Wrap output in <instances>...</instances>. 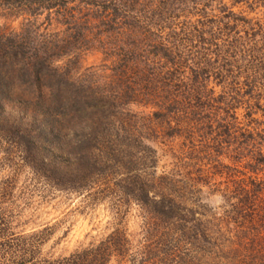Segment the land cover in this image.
Returning <instances> with one entry per match:
<instances>
[{"label": "rangeland", "instance_id": "obj_1", "mask_svg": "<svg viewBox=\"0 0 264 264\" xmlns=\"http://www.w3.org/2000/svg\"><path fill=\"white\" fill-rule=\"evenodd\" d=\"M176 1L0 0V39L27 30L64 46L75 54L55 66L74 94L92 95L80 113L88 142L57 153L95 162L74 185L31 165L17 128L0 119V244L27 264H254L264 188L245 223L230 210L255 178L248 165L264 157V0ZM229 10L243 21L233 26ZM234 39L243 45L230 48ZM170 54L181 71L166 76ZM18 110L4 103L0 117L27 134ZM68 121L61 136L71 142ZM250 132L258 145L240 156ZM244 234L253 251L235 253Z\"/></svg>", "mask_w": 264, "mask_h": 264}, {"label": "trees", "instance_id": "obj_2", "mask_svg": "<svg viewBox=\"0 0 264 264\" xmlns=\"http://www.w3.org/2000/svg\"><path fill=\"white\" fill-rule=\"evenodd\" d=\"M45 1L44 9L46 7V9L55 7V4H51V0ZM192 1H194V4H200V1L204 0ZM176 2L175 0L174 4ZM179 2L181 3L182 1ZM164 3H168V0H165ZM172 3L173 2H170V4ZM42 4L44 5V3ZM165 4L164 7L166 6ZM201 4H203V2ZM86 5H91V2H88ZM114 11L116 12L117 9ZM225 19H230V23H233V26H235V23L243 21V18L238 17L232 13L231 10L228 11ZM26 28L30 29L29 27ZM31 36L36 35H33L27 30H23L18 35L7 36L0 39V71L2 72H0V114H2L1 112L4 109V103L10 102L12 105L16 106L17 109H20L18 112L24 110L27 116L30 117V124H32L30 128H28V133L25 134V132H22L20 129L21 123L16 126L15 120L10 121L9 118L0 117V119L4 121L0 122L4 126L9 123L17 128V131H15V137L18 139V141H15V143L17 142L16 148L22 156V150L18 145H20V143L23 144L21 148L26 152L24 153V158H28L31 165L35 166L39 171L41 170L46 176L47 171L55 172L57 175L61 174L62 178L60 177L61 179L59 181H69L72 184L75 182L78 183V179L73 176L81 172L92 173L96 168L94 166L95 162L86 160H81L79 162V159H77V163L76 161L70 160V158L59 160L57 153H60V151L66 152L67 155L71 157L75 154L76 150H79L80 147L88 142V138H86V135L83 133L82 125L86 118L82 117L80 113L88 108V105L91 103L90 97L92 95L86 93L82 94L80 91L74 94V91L71 90L73 82L67 79L62 74L63 72H59V68L54 64L57 59L63 58L66 55H74L75 53H68V50H66L64 46L55 48L52 45H48L44 39L38 41ZM66 42H70V40ZM237 43L243 45L240 39H234L229 44L231 46L230 48L237 49ZM158 52L159 51H157V53ZM166 53L165 51H161L160 55L163 54L166 56ZM166 60L171 61L173 67L168 69L169 71L165 72L164 75L170 76L173 75V72L179 73L181 71L180 64L176 65V59L172 58L171 54L166 57ZM6 61L7 63H5ZM5 65H7L6 70L2 69ZM188 69L191 72L196 71L194 67H189ZM193 89L194 88H190L188 90L190 94H193ZM42 90L48 91L47 97L43 94ZM27 116H25V118ZM11 119H16L18 121L17 117ZM66 119H69L68 123H70L71 126V130H69L70 133L74 134L71 142H68L64 136H61V128L64 126ZM248 135V140L237 148L240 156L244 155V147H257L258 145L253 141L254 136H257V134L252 136V132H250ZM54 141L56 145L51 146ZM99 143L103 145L104 140L100 139ZM258 151H260V149ZM119 153H122V150H119L118 154ZM263 161L264 157H262L261 160L260 157L258 160L253 158L252 164L250 163L248 165V170L252 175H255V178L252 179L250 177L246 188L241 187L239 195L237 198H234L235 203L230 210V215L234 221L238 220L241 221L242 224L245 223L246 217L243 216L246 213L245 208H247V206H253L252 204L258 201L260 197L262 188H264V174H262L264 170L261 171L262 168L264 169ZM249 221L252 222L253 219ZM255 225L263 231L264 219L259 216L255 220ZM260 226H263V228ZM242 230L244 232L247 231L244 228H242ZM3 235V232L0 233V237ZM245 236L246 234H244L242 244L236 243L234 245L235 253L239 246H241L244 251H253V248H251V250L247 242H244ZM0 245L4 248L1 254L9 258L5 259V257H2V260H7V264H27V260L25 261L20 255L18 256V254H15L17 255L15 256L10 253L12 251L9 249L10 245L8 241H4ZM258 252L259 255L257 254L256 257H254V264H264V241L259 245ZM243 257L244 256H240L239 264H248L243 260ZM2 260L0 258V264L3 263Z\"/></svg>", "mask_w": 264, "mask_h": 264}]
</instances>
